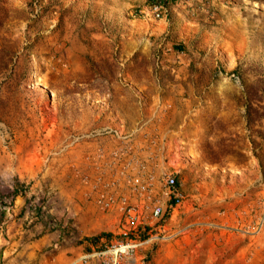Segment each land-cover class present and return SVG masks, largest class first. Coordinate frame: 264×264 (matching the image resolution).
Here are the masks:
<instances>
[{"label": "rangeland", "instance_id": "374dc122", "mask_svg": "<svg viewBox=\"0 0 264 264\" xmlns=\"http://www.w3.org/2000/svg\"><path fill=\"white\" fill-rule=\"evenodd\" d=\"M187 1L0 0L1 264H264V0ZM165 174L120 253L97 194Z\"/></svg>", "mask_w": 264, "mask_h": 264}, {"label": "built area", "instance_id": "2783aa9c", "mask_svg": "<svg viewBox=\"0 0 264 264\" xmlns=\"http://www.w3.org/2000/svg\"><path fill=\"white\" fill-rule=\"evenodd\" d=\"M164 5L158 0H152L150 3V11L155 18L160 19L164 13ZM99 181V180H97ZM164 191L161 198L155 196L154 178L148 177L140 182L131 184L130 194H123L118 197L112 195L108 189H103L97 194V202L104 210L117 208L123 214L127 223L128 231L123 232L124 236H132L131 240L126 244H121L120 253L133 252L139 245L134 232L138 229L142 220V208L139 204L131 202V196L139 199L150 209L152 217L161 220L164 216V204L169 203V207L175 209L185 199L184 194L178 187L177 178L171 174H165L163 177ZM97 186V184H96ZM119 246V245H117ZM1 264V263H0Z\"/></svg>", "mask_w": 264, "mask_h": 264}, {"label": "crops", "instance_id": "0c3cea01", "mask_svg": "<svg viewBox=\"0 0 264 264\" xmlns=\"http://www.w3.org/2000/svg\"><path fill=\"white\" fill-rule=\"evenodd\" d=\"M187 2H188L187 0H179V7L181 8L185 7V3ZM227 3L229 5H232L234 3V0H227ZM44 241H45L44 239H41L37 241L36 244H42ZM71 251H72V255H68L69 251H65L62 249L58 251L54 250L55 253L51 255L49 254L50 252H47V254L43 256L41 262L35 264H76V262L79 261V259L82 257L80 252V247L73 248L71 249ZM9 252H10L9 249L7 248L5 250V254H8ZM5 264H13V260L8 259L7 262H5ZM25 264H33V262L28 261Z\"/></svg>", "mask_w": 264, "mask_h": 264}, {"label": "trees", "instance_id": "16d2710c", "mask_svg": "<svg viewBox=\"0 0 264 264\" xmlns=\"http://www.w3.org/2000/svg\"><path fill=\"white\" fill-rule=\"evenodd\" d=\"M150 2L152 1V0H149ZM162 5H167V3H168V0H158Z\"/></svg>", "mask_w": 264, "mask_h": 264}]
</instances>
